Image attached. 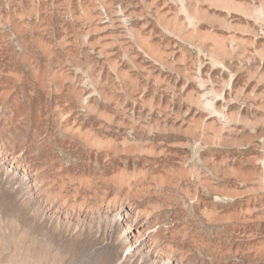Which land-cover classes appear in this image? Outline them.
Segmentation results:
<instances>
[{
	"label": "rangeland",
	"instance_id": "374dc122",
	"mask_svg": "<svg viewBox=\"0 0 264 264\" xmlns=\"http://www.w3.org/2000/svg\"><path fill=\"white\" fill-rule=\"evenodd\" d=\"M0 264H264V0H0Z\"/></svg>",
	"mask_w": 264,
	"mask_h": 264
}]
</instances>
